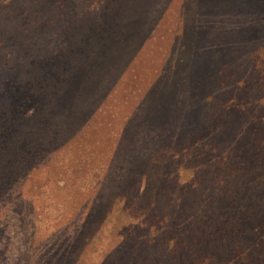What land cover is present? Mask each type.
I'll list each match as a JSON object with an SVG mask.
<instances>
[{
    "label": "rangeland",
    "instance_id": "374dc122",
    "mask_svg": "<svg viewBox=\"0 0 264 264\" xmlns=\"http://www.w3.org/2000/svg\"><path fill=\"white\" fill-rule=\"evenodd\" d=\"M262 71L264 0H0V264H264Z\"/></svg>",
    "mask_w": 264,
    "mask_h": 264
},
{
    "label": "trees",
    "instance_id": "16d2710c",
    "mask_svg": "<svg viewBox=\"0 0 264 264\" xmlns=\"http://www.w3.org/2000/svg\"><path fill=\"white\" fill-rule=\"evenodd\" d=\"M262 74H264V72L262 71L261 72V75L259 76V75H257L256 77H254V87L257 89V90H262V89H264V75L262 76ZM262 76V77H261ZM263 119H264V117H263ZM212 125V124H211ZM204 138H202V140H203ZM202 140H200V141H202ZM200 141H198V144H200ZM202 249H204V247H202Z\"/></svg>",
    "mask_w": 264,
    "mask_h": 264
}]
</instances>
